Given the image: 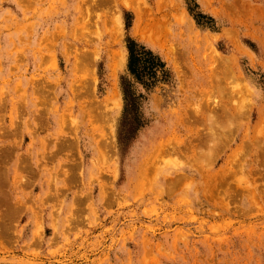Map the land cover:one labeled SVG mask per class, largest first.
Wrapping results in <instances>:
<instances>
[{
    "label": "rangeland",
    "instance_id": "rangeland-1",
    "mask_svg": "<svg viewBox=\"0 0 264 264\" xmlns=\"http://www.w3.org/2000/svg\"><path fill=\"white\" fill-rule=\"evenodd\" d=\"M0 264H264V0H0Z\"/></svg>",
    "mask_w": 264,
    "mask_h": 264
},
{
    "label": "trees",
    "instance_id": "trees-1",
    "mask_svg": "<svg viewBox=\"0 0 264 264\" xmlns=\"http://www.w3.org/2000/svg\"><path fill=\"white\" fill-rule=\"evenodd\" d=\"M130 50V62H129V69L132 73L142 77V73L145 70V65H148V68L154 69L163 67V63L161 60L155 56L151 51L147 50L145 47L138 48L135 42H131L129 46ZM145 58H147L145 60ZM125 93L129 96L128 88L124 86ZM128 106V104H127Z\"/></svg>",
    "mask_w": 264,
    "mask_h": 264
},
{
    "label": "bare ground",
    "instance_id": "bare-ground-1",
    "mask_svg": "<svg viewBox=\"0 0 264 264\" xmlns=\"http://www.w3.org/2000/svg\"><path fill=\"white\" fill-rule=\"evenodd\" d=\"M262 8H263V7H262ZM86 84H87V83H86ZM87 89L89 90V86H86V90H85L86 92H87ZM89 91H90V90H89ZM115 104L118 105V103H117L116 101H115ZM215 134H217V131H216V130L214 131V129L209 128V138H210L211 140H213V138H214L213 136H214ZM202 142H203V140L198 144V147L200 146V144H201ZM206 143H207V142H206ZM215 148H217V145H216ZM196 150H197L196 148L193 149L194 152H195ZM197 157H198V156H196V155L194 154L195 161H196ZM212 175H213V174H210V175H209V178H211Z\"/></svg>",
    "mask_w": 264,
    "mask_h": 264
}]
</instances>
